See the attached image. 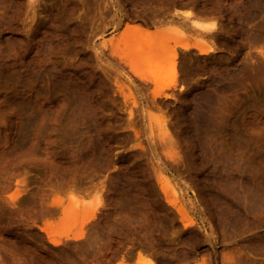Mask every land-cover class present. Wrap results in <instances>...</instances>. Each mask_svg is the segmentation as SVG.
<instances>
[{
    "label": "rangeland",
    "instance_id": "obj_1",
    "mask_svg": "<svg viewBox=\"0 0 264 264\" xmlns=\"http://www.w3.org/2000/svg\"><path fill=\"white\" fill-rule=\"evenodd\" d=\"M152 4L154 8H149ZM158 5L161 9L165 5L163 11ZM233 5L241 6V0H0V264H112L142 251L156 264H225L229 256L234 260L241 256V264H264V242L261 252L251 247L255 234L264 236L260 233L264 219H260L263 229H253L258 216L249 215L243 224L229 212L230 202L246 201L242 192L250 184L257 187L255 180L264 185V168H259L264 165V72L260 71H264V48L261 53L260 48L245 45L247 36L243 40L245 32L239 28L244 23L238 16L249 17L242 11L233 15ZM222 6L229 13L212 11ZM181 8L192 9L200 19L216 23L218 19L225 31L216 37L202 35L189 20H179L181 14L174 15ZM152 11L156 20L150 18ZM171 17L177 22H170ZM130 21L153 30L158 26L163 33L136 36L127 31ZM198 41L216 51L199 54L192 46ZM184 43L191 47L184 51ZM257 61H263L258 70ZM240 66L246 68V76L250 72L248 81L244 72L243 79H233L234 74L241 76ZM158 92L163 95L157 96ZM208 100L219 101L211 105ZM196 108L199 115L202 111L206 115L200 117ZM205 108L214 120L219 118L216 122L225 133L213 134L204 121ZM216 136L223 137L228 148L232 141L233 150L224 147L221 138L222 146L218 145ZM207 139L210 147L203 142ZM235 146L240 150L235 151ZM253 148L260 152H252ZM245 150L254 155L250 158L252 153ZM216 156L223 162L215 164ZM247 156L250 162L253 158L261 162L260 157L263 162L250 163ZM240 162L245 170L239 168ZM248 167L253 172L263 170L250 173ZM240 169L243 174L237 173ZM258 174L262 178L257 179ZM246 175L252 179L248 181ZM163 176L171 181L169 198L185 209L193 225L185 227L167 202L159 183ZM250 188L245 192L250 193ZM233 192L244 199L233 197ZM209 204L213 207H205ZM223 210L227 217L220 215ZM94 211V218L86 221ZM229 217L236 222L230 223ZM225 225L235 232L231 229L229 234ZM75 235L82 237L73 239Z\"/></svg>",
    "mask_w": 264,
    "mask_h": 264
},
{
    "label": "bare ground",
    "instance_id": "obj_2",
    "mask_svg": "<svg viewBox=\"0 0 264 264\" xmlns=\"http://www.w3.org/2000/svg\"><path fill=\"white\" fill-rule=\"evenodd\" d=\"M218 1H220V0H218ZM238 1H240V0H238ZM172 2H173V1H172ZM222 2H223V0H222ZM236 2H237V1H236ZM143 3H144V1H143ZM143 3H142V4H143ZM183 4H184V3H183ZM185 4H186V3H185ZM238 4H240V2H239ZM181 5H182V3H181ZM219 5H220V2H219ZM222 5H223V4H222ZM231 5H232V4H230L228 7H227V6H225V7H227V8L229 9V7H230ZM158 6H159V5H158ZM164 6H165V5H163V8H164ZM171 6H172V5H171ZM171 6H170V7L167 6V7L171 8ZM174 6H175V5H174ZM182 6H183V5H182ZM184 6H185V5H184ZM216 6H218V5H216ZM239 6H240V5H239ZM239 6L236 5L235 8H234V5H233V8H234V9L231 10V11L233 12V15H234V14H237V13L240 14L241 12H239V11H242V12H244V13L246 12L245 14H248V17H249V18H247V16L244 15V18H247L246 20H244V19H242L243 16H242V17H239V16H238V20H239V21H242V22L244 23V25H241V26H240V23L242 24V22L238 23L239 21H236V20H235V21L239 24V26H240V27H239L238 25H236V29H237L238 27L241 29V27H242V29L244 30L245 35H241V36H243V40H244V36H245V37L247 36L245 41H247L248 44H245V43H244L245 45H249V44H250V45H251V48H252V46L256 47V49L260 48V52L263 53V52H262V51H263L262 49L264 48V0H247V1L241 0V6H240V7H239ZM150 7L152 8V7H153V4H152L151 6L149 5V8H150ZM155 7H156V6H155ZM161 7H162V6H161ZM161 7L159 6V9L163 11V8L161 9ZM223 7H224V6H222V7H220V8L218 7V9H217V8H213L212 11L215 10L216 12L219 11V13H223V12H225V13H229V10H228V9L226 10V9H224ZM142 8H143V7H142ZM144 8H145V9H143V10H145V11L148 10V6H147V7H144ZM146 8H147V10H146ZM153 8H154V7H153ZM156 8H157V7H156ZM156 8H155V9H156ZM209 9H210V8H208V10H209ZM156 10H157V9H156ZM204 10L206 11L207 9L204 8ZM162 11H161L160 14H164ZM168 11H169V9H168ZM168 11L166 12V10H165L164 12L167 13V14H172L171 12L168 13ZM172 11H173V10H172ZM202 11H203V10H202ZM205 11H204V13H205ZM149 12L151 13V11H149ZM153 12H154V13H153ZM159 12H160V11H156V13H159ZM195 12H196V11H195ZM197 12H198V11H197ZM206 12H207V11H206ZM210 12H211V11H210ZM178 13L181 14V15H179ZM202 13H203V12H200V11H199V16H201ZM212 13H213V12H212ZM146 14H147V13H146ZM153 14H155V11H152V15L150 14V15H151V17H150L151 19H152ZM177 14L179 15L178 17L181 16V17L179 18V20H180L182 17H183V19H187L186 22L189 20V21L192 23V25L194 26V28H196L198 31H200V33H201L202 35H210V36L216 37V36H217L216 34H220V33H222L223 31H225L224 26H222V25L220 26V24H219L220 22L218 23V19H217V18H216V19H217V23L215 22V20H213V21H208V20H205V19H200V18H198V17L195 16V13H194V12L192 11V9H190V8H189V9H182V8H181V9H177V11H176V13H175L174 15L177 16ZM200 14H201V15H200ZM205 14H206V13H205ZM209 14H211V13H209ZM209 14H208V15H209ZM214 14H215V12H214ZM241 14H242V13H241ZM147 15H148V14H147ZM203 15H204V14H203ZM225 15H226V14H225ZM154 16H155V15H154ZM154 16H153V19H152V20H154V19L156 20V18H154ZM164 16H165V15H164ZM166 16H169V15H166ZM204 16H205V15H204ZM220 16H221V15H220ZM235 16H236V15H235ZM235 16H234V17H235ZM161 17H162V16H161ZM172 17H174V16H172ZM172 17H171V18H172ZM178 17H177V18H178ZM223 17H224V16H223ZM227 17H228V16H226V18H227ZM230 17H231V16H230ZM158 18H159V17H158ZM169 18H170V17H169ZM169 18H168V20H169L170 22H175V21L177 22V19H176V18H175V20H174L173 18H172V19H169ZM205 18H206V16H205ZM159 19H160V18H159ZM159 19H157V22L160 23V20H161V19H160V20H159ZM183 19H182V22H180V23H183ZM206 19H207V18H206ZM162 20H164V19L162 18ZM209 20H211V19H209ZM136 21H137V20H136ZM149 21H150V19H149ZM227 21H228V20H227ZM150 22H151V23H154V22H156V21H154V22L150 21ZM164 22H165V21H164ZM184 22H185V20H184ZM230 22H231V21H230ZM230 22H228V23H230ZM129 23H131V21H130ZM234 23H235V22H234ZM234 23H232V24H234ZM161 24H162V23H161ZM235 24H236V23H235ZM235 24H234V25H235ZM159 25H160V24H159ZM164 25H166V24H164ZM170 25H171V24H170ZM172 25H173V23H172ZM174 25H176V24H174ZM177 25H178V24H177ZM184 25H185V24H184ZM186 25H187V24H186ZM230 25H231V24H230ZM230 25H229V27H230ZM154 26H155V24H154ZM126 28H127V31H128L129 33L134 34V35L139 36V37H140V36H141V37H142V36H145V38L150 37V36H152V35H154V36H158L159 34L163 33V32H162V29L158 28V26L156 27L155 30H153V29L147 27V25H145V23H140V21H139V22H132L131 24H128V25L126 26ZM176 28H177V30H178V29H181L180 27H176ZM183 28H184V27H183ZM233 28L235 29V26H233ZM233 28H232V29H233ZM223 29H224V30H223ZM240 29H239V30H240ZM242 29H241V30H242ZM174 30H175V28H174ZM226 30H227V28H226ZM229 30L231 31V29H229ZM229 30H228V31H229ZM180 32H183L182 29H181ZM231 32H232V31H231ZM227 33H229V32H227ZM240 33H241V32H240ZM181 34H182V33H181ZM224 34H225V33H224ZM234 34H235V33H234ZM236 34H237V33H236ZM238 34H239V33H238ZM243 34H244V33H243ZM214 35H215V36H214ZM225 35H227V34H225ZM232 35H233V34H232ZM219 36H220V35H219ZM228 36H229V35H228ZM230 36H231V35H230ZM236 36H237V35H236ZM220 37H221V36H220ZM233 37H234V36H233ZM143 38H144V37H143ZM222 38H223V36H222ZM241 38H242V37H241ZM217 39H218V40H221L220 38H217ZM223 39H224V38H223ZM226 39H227V38H226ZM143 40H144V39H143ZM224 40H225V39H224ZM228 40H229V38H228ZM243 40H239V41L242 42ZM111 41H113V40H111ZM233 41H235V40H233ZM233 41H232V42H233ZM237 41H238V40H237ZM220 42H223V41H220ZM145 43H146V41H145ZM145 43H144V45H143L144 47L146 46ZM147 43L150 44V42H147ZM223 43H225V42H223ZM226 43H227V42H226ZM235 43H237V42H235ZM235 43H234V44H235ZM242 43H243V42H242ZM138 44H139V43H138ZM138 44H137V46H138ZM111 45H112V44H111ZM141 45H142V43H141ZM112 46L114 47V46H116V45L113 44ZM152 46H153V45H152ZM192 46H193V47L199 52V54H201V55H207V54H209V53H211V52H213V51L215 50V48H214L213 45H208V44H206V43H204V42H202V41H198V42L194 43ZM235 46H236V45H235ZM139 47H140V46L136 47V50H137V49L139 50ZM144 47H141V48L143 49ZM146 47H147V46H146ZM150 47H151V45H150ZM181 47H182V49L185 51V50H188V49L191 47V45L188 44V43H184V44L181 45ZM237 47H239V46H237ZM141 48H140V49H141ZM147 48H148V47H147ZM155 48H156L155 50L158 51V50H157V48H158V47H157V44H156ZM144 49H145V48H144ZM148 49H149V48H148ZM151 49L153 50V48H151ZM254 49H255V48H254ZM215 51H216V50H215ZM172 53H173L174 58H176V57H177V53H176L175 51H172ZM153 54H154V52H153ZM159 54H160V53H159ZM159 54L156 53V54H154V55L156 56V55H159ZM144 55H146V54H144ZM152 56H153V55H152ZM246 60H247V59H246ZM246 60H245L244 63H247V64H248V62H247ZM255 62H256V61H255ZM255 62H254V63H255ZM257 62H258V64H259V66H258V64L256 63L258 68H255V69L258 70L259 68H262V66H263V61L261 62L262 64L259 63V61H257ZM241 63H243V62H241ZM241 63H240V64H241ZM254 63H253V64H254ZM241 65H242V64H241ZM248 65H249V64H248ZM248 65H247V66H248ZM222 66H223V65H222ZM237 66H239V65H237ZM244 66H246V64H244ZM244 66H243V67H241V66L238 67V68H243V70L240 69L239 72H241V73H239V75L241 74V76H238V78H237V76H235L234 72L232 73V74H234L233 79H237V80H238L240 77H241L240 79H243V78H244V77L242 78V76H243L242 74H243L244 70L246 69ZM255 66H256V65H255ZM260 66H261V67H260ZM250 67L253 68V66H251V64H250ZM131 68H132L133 71H135V69H134L133 66H131ZM226 68H227V67H226ZM234 68H235V67H234ZM236 68H237V67H236ZM236 68H235V69H236ZM244 68H245V69H244ZM220 69H223V67L221 68V66H220ZM248 69H249V68H248ZM248 69H247V70H248ZM250 69H251V68H250ZM237 70H238V69H237ZM237 70H235V72H236ZM252 70H254V69H252ZM260 71H261V73L264 72L263 70H260ZM220 72H222V71H219V73H220ZM248 72H249V71H248ZM248 72H247V75H248ZM257 72H258V71H256V73H255V71H254V73H255L254 75H257ZM174 73H175V72H174ZM244 73H245V72H244ZM252 73H253V72H252ZM258 73H259V72H258ZM261 73H260V74H261ZM228 74H229V73H228ZM236 74L238 75V73H236ZM220 75H221V74H220ZM249 75H251L250 72H249ZM249 75L246 76V73H245L244 76H245V78H246V77L249 78ZM222 76H223V75H222ZM224 76L227 77L228 75H225V74H224ZM229 76L232 77L230 74H229ZM229 76H228V77H229ZM140 77H141V79H144V78H145L144 76H140ZM226 77H224V78H226ZM230 77H229V78H230ZM235 77H236V78H235ZM158 78H159V81H160V77H158ZM231 79H232V78H231ZM233 79H232V80H233ZM232 80H231V82H235V80H233V81H232ZM237 80H236V81H237ZM245 80H247V78H246ZM210 81H211V80H210ZM215 81L218 82V81H220V80H217V79H216ZM247 81H248V80H247ZM195 82H196V81H195ZM221 82H222V81H221ZM221 82H220V83H221ZM237 82H239V83L242 84V82H240V81H237ZM244 82H246V81H244ZM199 83H200V82H199ZM210 83H211V82H210ZM220 83H219V84H220ZM200 84H202V82H201ZM203 84H205V83H203ZM208 84H209V83L207 82L205 85H208ZM214 84H216V82H215ZM222 84H223V83H222ZM222 84H221V85H222ZM233 84H234V85H237V87H239L238 85H240V84H236V83H233ZM209 85H210V84H209ZM221 85H220L219 92L221 91ZM224 85H225V84H224ZM226 85H227V83H226ZM202 86H203V85H202ZM210 86H211V85H210ZM217 86L219 87V85H216V87H217ZM227 86H228V85H227ZM227 86H226V87H227ZM240 86H241V85H240ZM200 87H201V86H200ZM207 87H208V86H207ZM207 87H206V90L208 89ZM216 87L214 86V89H216ZM222 87H223V86H222ZM202 88H203V87H202ZM202 88H201V89H202ZM224 88H225V87H224ZM227 88H228V87H227ZM193 89H194V88H193ZM204 89H205V87H204ZM216 90H217V89H216ZM225 90H226V88H225ZM208 91H209V89H208ZM217 93H218V92H217ZM217 93L215 92V95H216ZM158 95H163V93L158 92V93H157V96H158ZM210 95H212V94L210 93ZM221 95H222V94H221ZM224 95H225V94L223 93V96H224ZM208 96H209V95H207V97H208ZM213 96H214V95H213ZM223 96H222V98H223ZM203 97H204V96H203ZM220 97H221V96H220ZM194 98H195V97H194ZM194 98H192V99H194ZM205 98H206V96L204 97V99H205ZM209 98H211V96L208 97L207 99H209ZM218 98H219V97H218ZM192 99H191V100H192ZM195 99L197 100V98H195ZM213 99H214V98H213ZM216 99H217V98H216ZM211 100H212V98H211ZM219 100H221V99L219 98ZM219 100H217V101H219ZM222 100H223V99H222ZM208 101H209V104H211L210 100H208ZM217 101L214 100V102H213V101H212V102L215 103V102H217ZM207 103H208V102H207ZM213 103H212V104H213ZM218 103H219V102H218ZM218 103H217V104H218ZM209 104H208V105H209ZM212 104H211V105H212ZM206 107H207V106H206ZM207 108H208V107H207ZM207 108H205V112H207V111H206ZM210 108H211V107H210ZM196 109H197V108H196ZM198 109H199V108H198ZM198 109H197V113H198V115H199V111H201V110L199 109V111H198ZM201 109H202V107H201ZM208 109H209V108H208ZM208 109H207V110H208ZM220 109H221V108H220ZM193 110H194V109H193ZM202 110H203V109H202ZM212 110H213V109H212ZM216 110H217V109L214 108L213 111H216ZM195 111H196V110H195ZM209 111H210V110H208V113H207V116H206V117H208V118L205 119L206 117H203V118L205 119V120H204V119H203V120L206 121V122L209 124V126H211V128H213V129L209 128V130H208V129H207V128H208V127H207L208 124H207V126H205V127H207V128H206V129L204 128L206 131H205L204 129H203V130H204L205 132H207V133H208V131L211 132L210 129H211V130H214V133H213V134H215V131H216V133H217V132H221V130L223 131V129H222L223 127L217 123V122H218V119H219V118L217 119V117H219V116L216 115V116H217V117H216L215 115H213V116H215L216 119H217V120H214L213 117H212V114H210L211 111H210V112H209ZM216 112H217L216 114H218L219 111L217 110ZM201 113L203 114V111H202ZM202 114H200L199 116L202 117V116H201ZM203 115H206V114L204 113ZM220 118H221V117H220ZM203 120H202V121H203ZM221 120H222V119H221ZM200 121H201V120H200ZM214 121H215V122H214ZM216 121H217V122H216ZM222 121H223V120H222ZM200 123H201V122H200ZM219 123H220V122H219ZM202 124H205V122H202ZM202 124H200V125H202ZM220 124H221V123H220ZM233 126H234V125H233ZM260 126H261V124H260ZM225 127L227 128V127H230V126L227 125V126H225ZM234 127H235V126H234ZM262 128H263V127H262ZM230 129H231V128H230ZM227 130H228V128H227ZM254 130H255V129H254ZM254 130H251V131H254ZM224 131H225V130H224ZM224 131H223V132H224ZM231 131H232V129H231ZM235 131H237V130L235 129ZM235 131H234V132H235ZM249 131H250V130H249ZM202 132H203V131H202ZM212 132H213V131H212ZM212 132H211V133H212ZM225 132H226V131H225ZM225 132H224V133H225ZM229 132H230V131H229ZM256 132H257V131H256ZM261 132L264 133V131H261ZM203 133H204V132H203ZM211 133H208V134H211ZM224 133H222V134H224ZM236 133H237V132H236ZM208 134H207V135H208ZM217 134H218V133H217ZM217 134H215V135H217ZM220 134H221V133H220ZM258 134H259V132H258ZM168 135H169V134H168ZM201 135H202V134H201ZM201 135H199V136H201ZM203 135H204V134H203ZM196 136H197V135H196ZM205 136H206V134H205ZM229 136H230V135H229ZM231 136L233 137V135H231ZM234 136H235V135H234ZM261 136H262V135H261ZM170 137H171V136H170ZM202 137H203V136H202ZM208 137H209V139L214 138V136L212 137L211 135H208ZM218 137H219V136H218ZM225 137L228 138L226 135H225ZM237 137H239V136L234 137V139H235V138L237 139ZM204 138H205V137H203V139H204ZM215 138H217V136H216ZM220 138H221V137H220ZM220 138H219V139H220ZM222 138H223V137H222ZM222 138H221V139H222ZM226 138H225V140H226ZM229 138L231 139V137H229ZM166 139H167V138H165V140H166ZM169 139L172 140V138H169ZM219 139L217 138V140H216V139H215V140L218 142ZM230 139H227V140L230 141ZM232 139H233V138H232ZM232 139H231V140H232ZM204 140H205V139H204ZM212 140H213V139H212ZM227 140H226V141H227ZM238 140H239V142H240V139H239V138H238ZM166 141L168 142V139H167ZM199 141H201V140H199ZM207 141H208V139H207L206 141H203L204 143H206L205 145H207ZM213 141H214V140H213ZM223 141H224V139L220 140L219 142H221V144L223 145V143L225 144V142H223ZM233 141H234V140H233ZM173 142H174V141H173ZM173 142H171V143H173ZM196 142H197V141H196ZM219 142H218V145L222 146L221 144H219ZM235 142H236V141H234V143H235ZM249 142H250V141H249ZM171 143H169V144H171ZM198 143H202V141H201V142H198ZM198 143H197V144H198ZM204 143H203V144H204ZM209 143H210V141L208 142V144H209ZM231 143H232V141H231ZM231 143H229V146L231 145L232 149H231V147H229V148H228V146L226 147V145H225V146L223 145V146L226 147V148H228V149L233 150V146H234L235 144L232 146ZM242 143H243V142H242ZM167 144H168V143H167ZM214 144H216V142H215ZM239 144H241V143H239ZM210 145H213V142H211ZM216 145H217V144H216ZM227 145H228V144H227ZM241 145H242V144H241ZM199 146L201 147V144H200ZM208 146H209V145H207L206 147H208ZM246 146H247V145H246ZM246 146H245V148L247 149L248 146H247V147H246ZM255 146H256V145H255ZM200 147H199V148H200ZM202 147H203V146H202ZM202 147H201V149H203V150H206V149H207V148L204 149V148H202ZM209 147H210V146H209ZM211 147H212V146H211ZM215 147H216V146L214 145L213 148H215ZM224 147H223V148H224ZM253 147H254V146H253ZM257 147H258V146H257ZM197 148H198V147H197ZM216 148H217V147H216ZM216 148H215V149H216ZM220 148H221V147H219V149H220ZM223 148H222V150H223ZM234 148H235V151H239L241 147L237 148V150H236V146H235ZM242 148H243V147H242ZM250 148H251V147H250ZM254 148H255V147H254ZM254 148H253V149H250V150H253L252 152H256L257 149L254 151ZM259 149H260V148H258V150H259ZM198 150H199V149H198ZM207 150H208V149H207ZM210 150H212V149H210ZM220 150H221V149H220ZM220 150H219V151H220ZM226 150H227V149H226ZM226 150H223V151H226ZM250 150H249L248 152H251ZM258 150H257V152H260V150H259V151H258ZM223 151H222V152H223ZM242 151H243V153H245V152H244V148H243ZM245 151H246V150H245ZM200 152H201V150H200ZM209 152H210V151H209ZM209 152H208V153H209ZM211 152H213V151H211ZM248 152L246 151V153H248ZM252 152H251V153H252ZM257 152H256V154H257ZM262 152H263V151H262ZM224 153H226V152H224ZM209 154H211V153H209ZM216 154H217V153H216ZM216 154H215V152H214L213 155H216ZM232 154H233L232 156L236 157V155H234V154H235L234 152H232ZM241 154H242V153H241ZM241 154H240V155H241ZM258 154H261V153H258ZM192 155H193V154H192ZM206 155H207V154H206ZM206 155H205V156H206ZM211 155H212V154H211ZM211 155H209V156H211ZM217 155H218V154H217ZM225 155H226V156L230 155V157H232V156H231V153H230V154L228 153V154H225ZM225 155H224V156H225ZM240 155H239V156H240ZM250 155L252 156V155H254V154H253V153H252V154L249 153V156H250ZM203 156H204V153H203ZM224 156H223V159H224ZM241 156L243 157V155H241ZM251 156H250V158H251ZM260 156H262V154H261ZM260 156H259V157H260ZM175 157H176V159L178 158L177 156H175ZM175 157L172 156L171 158L173 159V158H175ZM230 157L228 156L227 158L229 159ZM245 157H246V155H245ZM253 157H254V156H253ZM256 157H257V155H256ZM259 157H258V158H259ZM262 157H264V156H262ZM206 158H207V156H206ZM206 158H205V159H206ZM214 158H216V160L219 161L220 156H219V158H218L217 156L214 157ZM227 158L225 157L226 161L229 162V160H228ZM250 158H249V159H250ZM176 159H175V160H176ZM246 159L249 160V159H248V156H247ZM253 159H254V158H253ZM253 159H252L251 162H255L256 160H257V162H259V159L256 158L255 161H254ZM260 159H261V162H263V161H262L263 158L260 157ZM207 160H208V159H207ZM216 160H215V161H216ZM230 160L232 161V159H230ZM234 160H235V159H234ZM240 160H241V157H240ZM247 160H246V161H247ZM250 160H251V159H250ZM250 160H249V162H250ZM173 161H174V160H173ZM179 161H180V159H179ZM179 161L177 160V163H178ZM200 161H201V160H200ZM213 161H214V160H213ZM220 161H222V160L220 159ZM220 161H219V162H216V163L214 162V163H215V164H218V163H220ZM226 161H225V162H226ZM231 161H230V162H231ZM235 161H236V160H235ZM243 161H245V159H243L242 162H243ZM246 161H245V163H247ZM175 162H176V161H175ZM207 162H208V161H207ZM222 162H223V161H222ZM228 162H226V165L228 164ZM230 162H229V163H230ZM233 162H234V161H233ZM233 162H231V164L234 165ZM237 162H239V160H238ZM237 162H236V163H237ZM251 162H250V163H251ZM261 162H259V163H261ZM209 163H210V162H209ZM236 163H235V164H236ZM240 163H241V162H240ZM259 163H258V164H255V166L258 167V166L260 165ZM221 164H224V163H221ZM241 164L244 165V166H241ZM241 164H240L241 167L239 166V168H242V167H243L242 169H244V168H245V164H243V163H241ZM248 164H249V163H248ZM252 164H254V163H252ZM262 164H264V163H262ZM228 165H229V164H228ZM228 165H227V166H228ZM233 165H232V166H233ZM236 165H237V164H236ZM236 165H234V166L236 167ZM238 165H239V164H238ZM221 166H223V165H221ZM221 166H219V167L222 168ZM247 166H250V165H247ZM262 166H263V167H262ZM215 167H217V166L215 165ZM219 167H218V168H219ZM229 167H230V166H229ZM229 167H225V168H228V170H229V169H231V168H229ZM235 167H234V168H235ZM237 167H238V166H237ZM251 167H254V165L251 166ZM251 167H250V168L248 167V169H251ZM260 167L264 168V165H260L259 168H260ZM223 168H224V167H223ZM234 168L232 169L233 171H231V170H230V171H231V172H234ZM239 168H236L237 171H238ZM246 168H247V167H246ZM246 168H245V169H246ZM259 168H258V169L255 168L256 171H254V172H256V174L259 173V171H262V170H263V169L260 170ZM236 169H235V170H236ZM245 169H244V170H245ZM248 169H247V171H246V172H247L246 174H248ZM220 170H221V169H220ZM226 170H227V169H226ZM253 170H254V169H251V172H250V173H252ZM258 170H259V171H258ZM242 171H243V170H242ZM221 172H222V170H221ZM223 172H224V175H227V174H225V173H227L228 171H227V172H226V171H223ZM235 172H236V171H235ZM254 172H253V173H254ZM229 173H230V172H229ZM237 173H241V169H240V172H237ZM243 173H244V172H242L241 174H243ZM232 174H233V173H232ZM256 174H254V176H255ZM260 174H262V173L260 172ZM219 175H220V174H219ZM233 175H234V174H233ZM244 175H245V174H244ZM250 175H251V174H250ZM258 175H259V174H258ZM258 175H257V176H258ZM229 176H230V175H229ZM231 176H232V175H231ZM236 176H238V174H236ZM239 176H240V175H239ZM251 176H252V175H251ZM259 176H260V177H259ZM259 176H258L259 178H257V179L262 178L261 176H263V175H259ZM159 177H160V176H159ZM227 177H228V175H227ZM232 177H233V176H232ZM246 177H247V175H246ZM249 177H250V176H249ZM229 178L231 179V177H229ZM233 178H235V176H234ZM236 178H237V177H236ZM239 178H240V177H239ZM239 178H237V181H238ZM244 178H245V176H244ZM255 178H256V176H255ZM159 179H160V178H159ZM227 179H228V178H227ZM230 179H229V180H230ZM241 179H243V176H242ZM248 179H252V178H251V177H250V178L247 177V180H248ZM220 180H221V179H220ZM225 180H226V179H224V180H222V181L225 182ZM247 180H245V181H247ZM254 180H255V179H254ZM222 181H220V182H222ZM234 181H235V180H233V182H234ZM237 181H236V183H237ZM245 181H244V179H243V182H244V183H247V182H245ZM248 181H249V180H248ZM255 181H256V182L258 181L259 184L261 183V180H255ZM255 181H254V183H255ZM263 181H264V177H263ZM170 182H171L170 179H169L168 177H166V176L161 177V180L159 181V183H160V187H161V190H162V192H163V194H164V196H165L167 202H168L170 205H172V207L174 206V207L176 208V210H177L176 212H177V213L179 214V216L181 217V220H180V221L183 222V224H184L185 227L190 226V225H193V224H194V221H193V219H191V218L188 217V214H187V212L185 211V209H184L182 206L177 207V203L175 202L176 200L174 201L173 199H170V198H169V195L171 194V191L169 192V190H171V189H169V184H170ZM228 182H229V181H227V184H228V185H231V184L228 183ZM231 182H232V181H231ZM233 182H232V183H233ZM243 182H242V183H243ZM251 182H252V181H251ZM258 182H257V184L255 183L256 185L254 184V185L257 186V187H253V188H252V186H251V184H250V187H251L252 189H251V188L249 187V185H248V187L250 188V193H249V191H248V192H245V191H247V189H249V188L245 189V191L242 192V193H245V196H244L243 194H242V195L244 196V198L246 197V201L243 202V200H241L242 202H240V201H237V202L234 201V202H233V200H232L233 203H231V202L229 203V212H230V214H232V217H235V218L238 219L239 223H243L244 221H243V222H241V221L244 220V219H247V217H248L249 215H252V217H254V218H255V217L257 218V216L259 217V219L257 218L259 221H257L256 224H254L253 229H254V227L257 228V229H259V227H261V229H263V227H262V222H263V220H261V221H262V222H261L260 219H262V218L264 219V189H263V186H264V185L262 186V184H260V185L262 186V187L260 188V185L258 184ZM234 183H235V182H234ZM236 183H235V184H236ZM239 183H240V181H238V184H236V185H239ZM244 183H243V184H244ZM248 183H249V182H248ZM248 183H247V184H248ZM235 184H234V185H231V186H232L233 188H236L237 186L235 187ZM240 185H241L240 187H242V184H240ZM245 185H246V184H245ZM245 185H244V186H245ZM208 186H209V185H208ZM171 187H172V185H171ZM209 187L212 189V188L215 187V186H213V187L209 186ZM215 188H216V187H215ZM233 188H232V189H233ZM245 188H246V186H245ZM238 189H239V188H238ZM241 189H242V188H241ZM226 190H227V189H225L224 191H226ZM209 191H210V190H209ZM211 191H213V190H211ZM211 191H210V192H211ZM215 191H216V193H214V194H217L218 191H220V189H219V190L217 189V190H215ZM224 191H223V192H224ZM175 192H176V191H175ZM210 192H209V194H212V193H210ZM221 192H222V191H221ZM226 192H229V191L227 190ZM230 192H231V195H232V191H230ZM205 193H206V192H205ZM234 193H235V192H233V197L235 196V198L238 199V198H239L238 193H237V195H238L237 197H236V193H235V195H234ZM246 193H247V194L249 193L248 196H247ZM173 194H174V192H173ZM220 194H223V193H220V192H219V196H220ZM224 194H225V193H224ZM224 194H223V195H224ZM227 194H228V193H227ZM239 194H240V193H239ZM175 195H176V194H175ZM217 195H218V194H217ZM217 195H215L216 197L214 196L213 198H214V199H217V197H218ZM172 196H173V195H172ZM225 196H227V195H225ZM228 197H229V196H228ZM233 197H229V199L231 200V198L233 199ZM205 198H206V197H205ZM219 198L221 199V197H219ZM225 198H226V197H225ZM244 198H243V197H240L239 199H244ZM214 199H212V200H214ZM218 200H219V199H218ZM225 200H226V199H225ZM225 200H221V201H223V204L225 203ZM227 200H228V199H227ZM227 200H226V201H227ZM173 201H174V202H173ZM212 202H213V201H212ZM212 202H211V204H212ZM215 202H216V201H215ZM217 202L219 203L220 201H217ZM178 203H179V202H178ZM204 203H205V202H204ZM213 203H214V202H213ZM221 203H222V202H221ZM226 203L228 204V202H226ZM214 204H215V203H214ZM216 204H217V203H216ZM216 204H215V205H216ZM215 205H214V206H215ZM209 206H211V205L209 204V205H207V206H205V207L210 208ZM219 206H220V205H219ZM219 206H217V207H219ZM248 206H249V207H248ZM250 206H251V207H250ZM212 207H213V206H211V208H212ZM47 208H48V207H46L45 209L47 210ZM214 208H215V207H214ZM214 208H213V209H214ZM223 208H224V207H223ZM225 208H226V207H225ZM45 209H44V210H45ZM50 209H51V208H50ZM50 209H48V210H50ZM215 209H216V208H215ZM227 209H228V208H227ZM51 211H52V210H50V212H51ZM214 211H215V210H214ZM47 212H49V211H47ZM95 212H96V211L92 212V214L86 218V221L93 219L94 216H95ZM221 212H222V211H221ZM226 212H227V211H226ZM226 212H225V213H226ZM208 213H209V211H208ZM211 213H214V212H211ZM211 213H210V214H211ZM222 213H223V214H220V215H224V214H225V213H224V210H223ZM226 214H227V213H226ZM211 215H212V214H211ZM214 215H215V214H214ZM220 215L218 216V214H217L216 216L220 217ZM228 215H229V213L226 215V217H227ZM261 216H262V217H261ZM222 218H223V217H222ZM235 218H234V219H235ZM256 218H255V219H256ZM228 219L231 220L230 223L233 222L232 220H234V219H231V217H229ZM237 219H235L234 222H236ZM223 220H224V218H223ZM225 221H227V219H225ZM249 221H250V220H249ZM252 221H254V220L252 219ZM234 222H233V224H234ZM255 222H256V221H255ZM258 222H259V223H258ZM218 223H219V222H218ZM244 223H245V222H244ZM244 223H243V224H244ZM249 223H251V222H249ZM263 223H264V222H263ZM220 224H221V221H220ZM235 224H236V223H235ZM247 224H248V223H247ZM231 225H232V224H231ZM238 225H239V224H238ZM252 225H253V224H252ZM263 225H264V224H263ZM226 226H227V225H225L224 227H226ZM213 227H214V226H213ZM221 227H223V226H221ZM227 227L229 228V234H231V231H230V230H231V229L234 230V227L231 228V229H230L231 226H227ZM227 227H226V228H227ZM249 227H252V226H249ZM249 227H248V229H247L248 231H249ZM226 228H224V229H226ZM237 228H238V226H237ZM43 229H44V228H43ZM240 229H241V228H239V231H241ZM253 229H252V230H253ZM235 230H236V229H235ZM235 230H234V232H235ZM237 230H238V229H237ZM242 230H245V229L243 228ZM259 230H260V229H259ZM227 231H228V229H227ZM255 231H256V230H255ZM261 231H262V230H261ZM261 231H260V233H263V232H264V231H262V232H261ZM173 232H174V231H173ZM212 232L214 233V231H212ZM249 232H250V231H249ZM94 233H95V232H94ZM254 233H255V232H254ZM256 233H258V231H256ZM98 234H99V232H98ZM173 234H174V233H173ZM247 234H248V233H247ZM236 235H237V234H236ZM241 235H243V234H241ZM244 235H245V234H244ZM255 235H256V238H253L254 241H252L253 244L251 243V244H252L251 247H253L254 249H259L260 252H261L262 242H264V236H263V237H259L261 234L258 235V236H257V234H255ZM255 235H254V236H255ZM262 235H264V233H263ZM254 236H253V237H254ZM80 237H82V235H75L73 239H78V238H80ZM98 237H99V236H98ZM241 237H242V236H241ZM245 237H246V236H245ZM257 237H259V240H261L262 238H263V239H262L261 241H259ZM100 239H101V238H100ZM256 239H257V240H256ZM95 240H96V239H95ZM255 240H256V241H255ZM180 241H181V240L179 239V242H180ZM95 242H96V241H95ZM53 243L57 244V243H59V240L56 241V239H54ZM93 243H94V242H93ZM211 243H212V242H211ZM176 245H177V244H176ZM176 245H175V246H176ZM212 245H213V244H212ZM247 245H249V244H247ZM175 246H173V247H175ZM251 247H250V248H251ZM250 248H248V249H250ZM171 249H172V248H171ZM174 249H175V248H174ZM174 249H173V252L175 251ZM244 249L247 250L246 248H244ZM262 249H263V248H262ZM177 250H178V249H177ZM177 250H176V251H177ZM250 250H251V249H250ZM252 250H253V249H252ZM179 251H180V250H179ZM182 251L184 252V250H182ZM253 251H254V250H253ZM255 251H256V250H255ZM255 251H254V252H255ZM243 252H244V251H243ZM243 252H242V254H243V256H244V253H243ZM245 252H246V251H245ZM177 253H179V252H177ZM181 253H182V252H180L179 254H181ZM239 253H240V252H239ZM239 253H237V255H238ZM255 253H256V252H255ZM257 253H258V251H257ZM140 254H141V253H140ZM140 254L138 253V264H156V261H155L152 257H150L151 255H150V256H148V254H147V255H143V254H144L143 251H142V255H140ZM175 254H176V253H175ZM175 254L173 255V253H171V255H173V256H176ZM182 254H183V253H182ZM242 254H241V255H242ZM246 254H249V253L247 252ZM187 255H188V254H187ZM184 256H185V255H184ZM245 256H246V255H245ZM248 256H249V255H248ZM179 257H180V255H179ZM179 257H178V258H179ZM130 258H132V257L130 256ZM183 258H185V257H183ZM228 258L231 260V263L229 262V259H228ZM247 258H250V257H247ZM247 258H246V259H247ZM173 259H174V258H173ZM180 259H181V258H180ZM202 259H203V258H202ZM224 259L227 260L230 264H241V256H240V258H239V256H238V259H239V260H238V259H237V260H234V258H232V256H231V258H230V256H229V257H225ZM242 259H243V258H242ZM246 259H244L245 262L247 261ZM174 260H175V259H174ZM225 260H223V261L225 262ZM175 261H177V260H175ZM224 262H223V263H224ZM228 262H225V264H228ZM242 262H243V260H242ZM245 262H244V263H245ZM246 263H247V262H246ZM246 263H245V264H246ZM242 264H243V263H242Z\"/></svg>",
    "mask_w": 264,
    "mask_h": 264
},
{
    "label": "crops",
    "instance_id": "obj_3",
    "mask_svg": "<svg viewBox=\"0 0 264 264\" xmlns=\"http://www.w3.org/2000/svg\"><path fill=\"white\" fill-rule=\"evenodd\" d=\"M132 258L128 259L127 261L121 262V261H116L112 264H138V253H135Z\"/></svg>",
    "mask_w": 264,
    "mask_h": 264
}]
</instances>
